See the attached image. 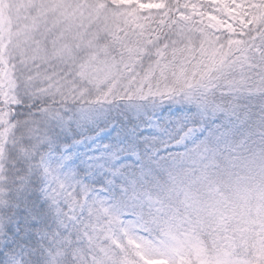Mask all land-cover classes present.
Here are the masks:
<instances>
[{
	"label": "snow or ice",
	"instance_id": "6c2138e0",
	"mask_svg": "<svg viewBox=\"0 0 264 264\" xmlns=\"http://www.w3.org/2000/svg\"><path fill=\"white\" fill-rule=\"evenodd\" d=\"M0 264H264V0H0Z\"/></svg>",
	"mask_w": 264,
	"mask_h": 264
}]
</instances>
